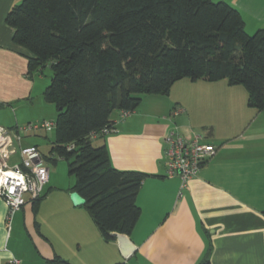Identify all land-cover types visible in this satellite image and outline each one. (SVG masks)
<instances>
[{
  "label": "trees",
  "instance_id": "trees-1",
  "mask_svg": "<svg viewBox=\"0 0 264 264\" xmlns=\"http://www.w3.org/2000/svg\"><path fill=\"white\" fill-rule=\"evenodd\" d=\"M5 21L14 43L30 52L28 75L50 63L43 96L57 110L51 154L67 160L75 176L70 189L84 199L106 241L115 239L111 232L132 231L144 178L114 168L106 145L92 143L114 127V111L132 112L141 95H167L185 77L240 85L248 106L264 110V28L248 34L225 1L21 0ZM49 264L68 263L55 255Z\"/></svg>",
  "mask_w": 264,
  "mask_h": 264
},
{
  "label": "crops",
  "instance_id": "crops-1",
  "mask_svg": "<svg viewBox=\"0 0 264 264\" xmlns=\"http://www.w3.org/2000/svg\"><path fill=\"white\" fill-rule=\"evenodd\" d=\"M18 1L0 0V108L13 109L31 98L37 74L28 75L30 52L14 43V30L5 21ZM220 1L239 11L248 34L264 28V0ZM245 93L224 90L212 97L223 123L195 120L185 103L171 107L160 98L148 101L166 103L163 110L146 108L141 100L132 112L112 113L114 131L95 140L106 145L114 168L144 174L136 194L140 213L128 235L135 250L128 257L116 238L103 239L84 204L72 203L70 188L53 202L56 189L50 186L37 203L27 199L9 219L0 198V264L10 256L23 264L11 240L17 216L30 212L48 264L55 255L68 264H198L206 256L208 264H264V110L249 107ZM176 107L182 111L170 119ZM173 127L187 137L200 134L216 148L186 185L165 175L162 138Z\"/></svg>",
  "mask_w": 264,
  "mask_h": 264
},
{
  "label": "rangeland",
  "instance_id": "rangeland-1",
  "mask_svg": "<svg viewBox=\"0 0 264 264\" xmlns=\"http://www.w3.org/2000/svg\"><path fill=\"white\" fill-rule=\"evenodd\" d=\"M20 1L21 0L17 3ZM212 1L217 2L220 0ZM52 76L53 70L50 63H45L42 72H38L34 76L35 85L31 98L17 102L13 109L1 107L0 124L6 126V128L17 126L19 129H22L28 126L29 122L30 124L42 123L43 121L52 122V126L47 130H20L19 135L21 139L19 141H14L16 151L7 160V165L9 168H12L19 164L21 162L20 148L31 145H36L42 155L48 158H54L56 163H52L49 160L44 161L50 171V182L45 185L44 192L47 191L50 186L55 188L56 191L54 192L56 195L52 197V201L58 202L61 196L59 194H62L64 190L75 185V176L69 174L66 159L59 158L55 153L51 154L55 140L57 110L54 103L44 98L43 91L50 83ZM224 90L242 92V94H244L243 96L246 94L242 86L230 87L224 79L211 82L204 79L192 81L185 77L174 82L167 95L143 94L141 95V102L142 106H146V108L155 107L158 110H163L166 107V103L152 105L151 100L148 101L149 98H160L163 102L167 101V104L171 107L175 105V102H181L183 105L185 103L190 108L189 114L193 116V119L217 122L218 118L220 123H223V120L219 117L220 114L216 113L217 106L213 103L212 97H215L217 93ZM168 117L173 120L178 119V116H171L170 114ZM92 143L94 146H98L100 142L99 140L93 139ZM68 197H71V193ZM31 216V212L26 218H24L23 215L17 216L18 219L15 220L11 245L23 264H48L44 257L41 256V253L44 254L45 252H42L44 248L41 243L37 241V235L30 223ZM47 250L50 251V249ZM62 251H64L66 255L72 254L68 249Z\"/></svg>",
  "mask_w": 264,
  "mask_h": 264
},
{
  "label": "built area",
  "instance_id": "built-area-1",
  "mask_svg": "<svg viewBox=\"0 0 264 264\" xmlns=\"http://www.w3.org/2000/svg\"><path fill=\"white\" fill-rule=\"evenodd\" d=\"M182 110L174 108L171 116H177ZM128 112H122V115ZM52 122L43 121L34 123L16 130L0 128V198L7 207V218L11 216L29 200H35L42 195L48 182L49 168L44 163V158L35 146L20 148L21 162L12 168L7 165V160L16 151L14 141L21 139L20 130L49 129ZM114 128H103L102 133L107 135ZM163 156L166 162L165 175L178 176L182 185L195 177L201 166L216 152L212 143L206 142L200 134L192 137L184 136L173 129L168 130L163 138ZM73 145L68 144L67 149ZM6 264H20V261L10 256Z\"/></svg>",
  "mask_w": 264,
  "mask_h": 264
},
{
  "label": "water",
  "instance_id": "water-1",
  "mask_svg": "<svg viewBox=\"0 0 264 264\" xmlns=\"http://www.w3.org/2000/svg\"><path fill=\"white\" fill-rule=\"evenodd\" d=\"M70 198L74 205H81L84 203V199L76 191L71 193ZM110 236L116 238L118 247L124 257H128L135 250V246L127 234L111 232Z\"/></svg>",
  "mask_w": 264,
  "mask_h": 264
}]
</instances>
